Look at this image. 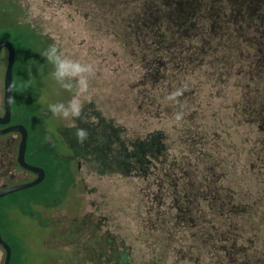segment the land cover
<instances>
[{
	"label": "rangeland",
	"instance_id": "374dc122",
	"mask_svg": "<svg viewBox=\"0 0 264 264\" xmlns=\"http://www.w3.org/2000/svg\"><path fill=\"white\" fill-rule=\"evenodd\" d=\"M156 1H133V16L144 17L153 14V10L159 12L158 16H162L166 3L177 2L163 0L165 4L161 5ZM71 2L72 0H0V34L7 32L12 26L20 25L14 19L26 18L34 29L31 31V42L27 45L14 42L16 57L13 66L11 120L25 125L29 143L33 142L36 126L24 112L33 99L38 104L41 119L50 134H44V139L41 137L37 141L45 143L49 140L53 143L56 147L53 154L63 166L66 163L67 169L60 176L54 192L46 193L50 187L46 179L26 191L20 190L12 202H9L6 195L0 199V232L13 250L9 264H46L47 261L54 260L59 242L67 237L65 234L68 226L80 223L81 217L86 213H91L92 217L101 221L106 230L123 237L131 251L130 264H233L229 262L222 243L223 238L227 237L229 240L226 247L230 243L234 245L235 263L254 264V249L257 248L254 247V207L249 211L235 213L229 219L218 218L202 222L199 218L196 220L192 213H178L171 188L165 187V191L161 193L159 187L162 179L159 183L156 180L159 169L164 171L165 178V174L169 175L175 166L169 159L159 160L158 142L163 134L167 136V145L176 146V134L182 136L184 132L180 128L185 125L181 121L174 123L177 126L173 125L171 117H167L164 125L167 129L164 130L157 120L145 123L142 121L143 115L133 112L128 115L120 108L128 92L130 102L134 100L136 103L135 99L139 97L133 92L139 84L132 81V68L126 63L129 60L126 55L114 52L110 37L98 39L97 32L88 30L90 23L88 26L84 17L88 9L73 5L69 7ZM263 2L264 0H247L245 10H252L254 4L262 7ZM172 20H168L170 32L176 26ZM237 31L248 37L252 33L245 26ZM10 36L7 39L13 41ZM39 36L49 45L55 44L63 54L93 63L96 67L95 76L90 79V102H85V109L83 108L82 116L78 119L82 120V124L75 123L76 119L55 117L48 110L51 103H67L75 90L69 92L53 79V65L40 55L47 47L38 39ZM250 44L252 42L248 40L242 46L254 54V47ZM100 50L105 55L100 56ZM6 61L7 51L3 49L0 54V102L3 99ZM249 68L246 65V69ZM129 87L130 90L134 89L129 91ZM212 91L217 92L218 89ZM199 92H202L201 96L209 94L205 89ZM253 93L251 85L241 88V100L251 97ZM233 98L235 96L224 99L216 95L209 97L211 103L200 106L202 111L199 115L206 113L209 117L216 110L215 118L220 122V131L227 123L233 130V139L252 141L258 135L256 129L236 122L243 110L234 109L231 105H226L222 111L220 109ZM197 99L199 98H196L195 103L199 102ZM88 104L93 108H86ZM131 105L132 109L139 108L133 103ZM143 108H146L144 104L139 109L145 110ZM92 109L99 111L105 118H111L112 122L105 120L103 123L101 118L92 117ZM148 111L152 110L145 112ZM151 113L155 119L156 113ZM208 117L205 119L209 121ZM73 124L75 127L71 126ZM77 128L86 129L89 133L82 144L75 136ZM19 138L15 133L0 135V188L33 177L31 172L21 169L16 163ZM70 144L81 149L75 153ZM130 156H134L137 163L129 161ZM26 160L31 164L44 166L39 158L28 153ZM144 163L154 170L147 178L143 175ZM75 237L72 235L71 238ZM255 242L258 243L257 239ZM3 259L4 250L0 247V264H3Z\"/></svg>",
	"mask_w": 264,
	"mask_h": 264
},
{
	"label": "trees",
	"instance_id": "16d2710c",
	"mask_svg": "<svg viewBox=\"0 0 264 264\" xmlns=\"http://www.w3.org/2000/svg\"><path fill=\"white\" fill-rule=\"evenodd\" d=\"M133 1L135 0H72L68 6L88 9L84 16L88 26L90 23L88 30L97 32L98 39L110 37L114 52L127 56L129 61L126 63L130 64L133 72L132 81L139 84L137 89L140 94L156 89L155 85L159 80L170 76L175 67L185 66L188 69L189 65L198 68L208 64L210 71L204 75L206 79L213 78L218 81L219 78L239 76L254 80L253 85L244 83L242 86L254 87L253 95L234 103V107L242 110L245 108L247 111L244 113L248 112L247 119L254 117V128L258 133L254 139V170H250L254 174V193L252 191L245 199L250 203L254 202V247L257 246L254 249V264H264V2L262 7L254 4L252 10H245L247 0H204L199 1L200 5L192 0H181L180 3L169 1L164 6L165 13L162 16H158L159 12L153 10V14L143 17L133 16ZM156 3L165 4L163 0H157ZM200 12L207 13V18H198L199 14H196ZM24 19H14L20 25L12 26L7 32L1 33L0 38L11 35L13 44L15 41L26 45L31 42V31L34 29L29 20ZM171 19L176 23L173 32L169 31L168 20ZM184 25L198 34L187 35ZM244 26L252 32L249 37L237 31ZM38 39L48 48L49 43L43 37L39 36ZM248 40L252 42L250 46L254 47V54L242 46ZM103 55L105 54L101 51L100 56ZM250 62L252 63L249 65ZM245 64L250 68L246 69ZM101 73L103 75V71ZM198 78H203V75L200 74ZM29 102L24 112L36 126V133L32 136L31 143L28 134L25 155L28 153L37 157L44 164L46 176L43 181L48 180L50 187L46 193H51L58 187L66 163L63 166L53 154L56 147L48 139L45 143L37 141L44 134H50L47 125L41 121V114ZM86 108L91 109L93 106L88 104ZM93 113L99 118L102 117L95 109ZM70 145L75 153L81 149ZM238 156L241 157V154ZM129 159L134 160L132 163H137L134 156ZM147 165L144 163L145 167L142 166V169L148 168ZM212 183L216 185V179ZM221 189L224 187L220 184L216 190L219 192ZM228 189V197L238 200V188L231 186ZM19 192L21 191L6 195L9 202ZM92 216L91 213H86L81 217L80 223L68 226L65 236L69 238L64 237L59 242L57 257L46 264H130L131 251L123 237L106 230L104 224ZM72 235L76 236L75 239L71 238ZM256 239L258 243L255 242Z\"/></svg>",
	"mask_w": 264,
	"mask_h": 264
},
{
	"label": "flooded vegetation",
	"instance_id": "af4514ba",
	"mask_svg": "<svg viewBox=\"0 0 264 264\" xmlns=\"http://www.w3.org/2000/svg\"><path fill=\"white\" fill-rule=\"evenodd\" d=\"M180 1L181 0H177L178 3H180ZM192 1L197 5H200L201 3L199 1L204 0ZM198 14V18H207L208 15L207 13L201 12L196 15ZM184 26V31L187 35H190V33L195 35L198 34L189 26ZM183 52L184 51H182V53ZM251 63L252 62H250L249 65ZM209 71L210 67L208 64H204V66L198 68L189 65L188 69H186L185 66L175 67L173 72L170 73V76L159 80L155 85L156 89H152V92L140 94L138 89L133 90V92L137 93L139 96L135 99L136 103L134 100L133 102H130V93L128 92L127 98L123 99L124 103L122 107H120L121 109H124L123 111H126L128 115H131L132 112L141 116L143 115L142 121L145 123L157 120L161 123L160 127L164 128V130L167 129V127H164V125H166L165 120L167 117H171L173 125L177 126V124H174L177 122L174 119L175 113L177 111L183 112V119L180 121L185 127L180 129H182L184 134L182 136H179V133L176 134V146L167 145L165 139L167 136H163V134H161L162 138L158 142L159 149L162 148V150H160L159 160L162 161V159L165 158L168 161L169 159L175 167L170 171L169 175L165 174V178L164 171L159 169L156 180L159 183L162 179L159 187L161 193L162 191H165V187L172 189L174 192V205L179 214L183 215L185 213H192V215L196 217V220L199 218L202 222H211L218 218L229 219L235 213L249 211L254 207V202L250 203L248 199H245L250 196L252 191L254 193V183H252V180H254V174L250 172V170H254V140H247V142L237 141L235 138L233 139V130L230 128V124L227 126L226 122H222L226 124L221 127L220 131V125H218L220 122L215 118L217 114L216 110L212 111L211 114H209V117L206 113L201 116L199 115V112L202 111L200 106H208L211 103L208 98L215 95L220 96L223 99L235 96L233 100H228L227 104L225 103L222 105L220 109L221 111L224 110L227 107L226 105H231V107L236 109L234 103L240 101L242 98L241 88H243V84L250 83L253 85L254 80L249 77L239 76H231L227 79L219 78L218 81L213 78L206 79L204 75ZM200 74L203 75V78L201 79L198 78ZM182 85L186 86V90L183 95L179 97V105H177L176 103L169 101L167 96ZM203 89L209 91V94H207L208 96H201L202 92L199 91ZM215 89H218L219 92L212 91ZM189 90H193L194 92H189ZM252 90L254 91V87ZM129 91H131L130 87ZM196 98H199L197 99L199 101L197 103H195ZM30 101L33 104L31 106L34 107L36 111H39L38 104L33 99ZM131 103H133L134 106H139V108L144 104L146 108H143L145 110H140L139 108L132 109ZM146 110L154 111L156 113L155 119L152 117V111L146 113ZM93 111L94 110L92 109V117L97 118V115L94 114ZM246 111L247 110L244 108L242 115L236 118V122L240 125L245 123V125L254 127V117L247 119V114L244 113ZM95 112L98 111L95 110ZM2 114L3 99L2 102H0V116H2ZM101 116L102 117L100 118L103 123L105 120H110L109 122H112L111 118H105L103 115ZM127 117L128 116H126L125 120ZM205 117H208L209 121L205 119ZM213 118H215V120H213ZM81 121V119H76L75 123L82 124ZM207 122L211 124L208 125ZM12 123L15 122L10 120L7 124L0 123V128ZM120 125L123 126L122 123H120ZM117 127H119V125H117ZM175 130H178L177 127H175ZM226 132L229 133L228 136ZM8 133H15L20 137L18 132ZM239 154H241V157L238 156ZM129 161L131 160L129 159ZM149 168H152V166L143 170V175L146 176V178L149 177L150 173H154V170ZM32 174L33 177L31 179L36 176L34 173ZM214 179L217 181L216 185H213L212 183ZM220 184L224 189H221L218 192L216 189H218ZM231 186L238 188V192H240L238 194V200L228 197L227 191H230L228 188ZM252 211H254V209H252ZM253 217L254 215L252 218ZM228 240L229 237L223 238L222 240L226 251L225 253L229 262L236 264V257L234 256L235 251L233 249L234 245L230 243L229 247H226Z\"/></svg>",
	"mask_w": 264,
	"mask_h": 264
},
{
	"label": "clouds",
	"instance_id": "9594fccd",
	"mask_svg": "<svg viewBox=\"0 0 264 264\" xmlns=\"http://www.w3.org/2000/svg\"><path fill=\"white\" fill-rule=\"evenodd\" d=\"M48 62L53 65L51 73L53 79L65 90L72 92L74 95L70 100L65 102H55L48 105V110L53 116L64 120H75L82 116L84 104L90 102L88 95L90 79L95 76L96 67L93 63L83 62L79 59H73L63 54L55 45H49L47 49L40 53ZM186 90L182 85L168 94L167 99L179 105V97ZM174 119L179 122L183 119V112L177 111ZM75 127V124L71 125ZM88 131L83 128H77L75 136L79 143H83L88 138Z\"/></svg>",
	"mask_w": 264,
	"mask_h": 264
},
{
	"label": "water",
	"instance_id": "95a60500",
	"mask_svg": "<svg viewBox=\"0 0 264 264\" xmlns=\"http://www.w3.org/2000/svg\"><path fill=\"white\" fill-rule=\"evenodd\" d=\"M3 49L7 51V61L3 75V114L0 116V123L7 124L11 120L12 110V89H13V66L15 62L16 52L14 44L7 38L0 39V54ZM8 132H18L20 135L16 162L24 170L34 173L36 176L28 181L14 183L0 188V198L16 191L24 190L39 184L45 178V169L42 166L29 163L25 158L28 130L22 123H12L0 128V134ZM0 247L4 250L3 264H9L11 260V246L2 237L0 232Z\"/></svg>",
	"mask_w": 264,
	"mask_h": 264
}]
</instances>
